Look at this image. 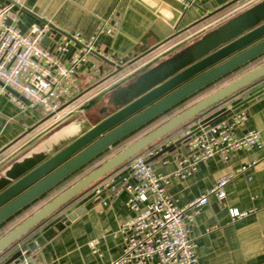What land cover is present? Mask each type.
Instances as JSON below:
<instances>
[{"label":"crops","instance_id":"crops-1","mask_svg":"<svg viewBox=\"0 0 264 264\" xmlns=\"http://www.w3.org/2000/svg\"><path fill=\"white\" fill-rule=\"evenodd\" d=\"M188 1H192V5L184 9L175 0H161L181 13L177 25L173 27L138 0H0V8L11 6L16 15L14 25L22 33H26L33 24L49 26L47 46H44L49 51H54L64 37L78 34L81 42H70L67 51L59 56L62 61L80 51L83 43L92 40L99 26L111 14H114V21L117 22L115 30L96 37L97 54H91L78 70L81 93L65 106L61 119L42 117L37 109L27 108L28 105L22 100L26 108H20L10 100L7 92H0V172L77 120L94 126L101 120L100 112L114 92L260 0H240L200 23L197 22L203 17L233 0ZM109 57L122 58V64L113 66L107 61ZM263 63L264 58L257 65ZM235 79L214 85L197 97L188 99L168 115L153 121L136 135L121 142L106 156L74 175L69 182L3 228L0 239L118 152ZM263 88L264 81L250 91L240 93L217 106L188 128L195 130L199 124L221 120L228 116L229 110L238 102L255 95ZM239 108H246L248 116L239 124L236 135L258 131L264 140V95ZM182 133H175L169 141L155 147L154 151L159 152L174 145L171 151L155 158L151 164L157 173L170 178L167 193L179 208L185 209L190 202L203 196L223 176H234L225 188L226 197L223 201L219 202L214 196H210L207 204L196 210L193 220L185 218L189 238L196 246L197 263L264 264V145L262 148L232 152L226 162L213 157L206 163L197 164L192 174L181 179L173 177L172 173L176 171L179 160L190 154L187 144L178 142ZM251 163H255V166L237 174L241 166ZM121 177L124 179L119 188L104 192L98 201L92 200L96 190H102L106 184ZM130 183H133V178L127 165L93 185L64 211L36 228L34 234L27 239L28 242L51 228L66 214L85 204L86 210L82 215L72 222H66L62 230L32 253L31 264H107L117 259L122 254L124 242L122 236L116 233L122 223L136 215V212L125 206L127 194L121 189L122 185ZM231 209L252 211V214L241 220H232ZM192 213V210L186 211V216ZM89 242H96L97 254L89 248ZM11 254L12 252L0 256V264H6ZM10 264L27 263L19 261Z\"/></svg>","mask_w":264,"mask_h":264},{"label":"water","instance_id":"water-1","mask_svg":"<svg viewBox=\"0 0 264 264\" xmlns=\"http://www.w3.org/2000/svg\"><path fill=\"white\" fill-rule=\"evenodd\" d=\"M138 1L173 27L181 17L180 12L161 0ZM239 1L233 0L197 23ZM47 39L44 38L43 46H47ZM263 58L264 0H260L114 92L100 112L101 120L94 126L77 120L1 171L0 231L69 182L74 175L106 156L121 142L136 135L153 121L168 115L174 108L212 86L236 78L118 152L3 236L0 239V255L12 252L6 264L19 261L31 264L32 253L62 230L66 222H72L82 215L86 210L85 204L66 214L34 240L22 242L21 239L115 169L221 101L263 82L264 63L257 65ZM11 93L18 97L16 93ZM263 95L264 88L238 102L229 112ZM178 142L184 143L185 139L181 138ZM173 147L171 144L157 152L146 160L147 163L152 164L155 158L171 151ZM123 179L121 177L111 182L95 194L92 200H100L104 192L113 186H120Z\"/></svg>","mask_w":264,"mask_h":264},{"label":"built area","instance_id":"built-area-1","mask_svg":"<svg viewBox=\"0 0 264 264\" xmlns=\"http://www.w3.org/2000/svg\"><path fill=\"white\" fill-rule=\"evenodd\" d=\"M175 1L184 9L192 5L188 0ZM114 18L111 14L99 26L92 40L83 43L80 51L62 61L59 56L67 51L69 43L81 42L78 34L64 37L54 51H49L42 44L49 33L47 24H33L26 33H22L14 25L16 15L11 6L0 8V92H7L10 100L20 108L26 107L19 97L28 101L27 108L37 109L42 117L61 119L65 106L81 93L78 70L91 54H97L96 37L115 30L117 22ZM122 60L107 58L115 67L122 64ZM247 116L248 110L239 108L219 121L205 122L195 130H185L181 138L185 139L190 154L179 160L172 176L185 179L195 171L197 164L206 163L213 157L226 162L232 152L262 148L264 140L258 131L236 135V129ZM156 153L136 158L129 165L133 183L124 184L121 189L127 194L125 206L136 215L120 225L116 234L123 238V251L107 264H198L196 246L189 238L185 218L193 220L196 210L205 206L210 196L223 201L225 188L234 176H223L203 196L190 202L185 209L179 208L167 193L170 178L157 173L146 161ZM253 166L255 163L241 166L237 174ZM120 186L109 190L115 191ZM99 192L96 190V194ZM190 210L193 213L186 216V211ZM229 211L232 220H241L252 214V211ZM96 245V242L88 244L94 254L98 253Z\"/></svg>","mask_w":264,"mask_h":264},{"label":"trees","instance_id":"trees-1","mask_svg":"<svg viewBox=\"0 0 264 264\" xmlns=\"http://www.w3.org/2000/svg\"><path fill=\"white\" fill-rule=\"evenodd\" d=\"M262 81H263V80H262ZM256 85H257V84H255V86H256ZM255 86H253V87H255ZM253 87L250 86V87H247V88H245V89L239 91L237 94L231 96L230 98H227V99L221 101V103H219V104H217V105L211 107L210 109L204 111V113H202L201 115H199V116H197V117H195V118L189 120L186 124L182 125L180 128H178L177 130L173 131V132H172L170 135H168L167 137H165V138H163V139H161V140L155 142L153 146H151V147H149L148 149L142 151L140 154L136 155V156L133 157L131 160H129V161L126 162L125 164H123V165H121L120 167H118L117 169H115L112 173H110L109 175H107L106 178L109 177V176H111V175H113V174H115V173H116L118 170H120L122 167L127 166V165H130V163H131L132 160H134V159H136V158H139V157H142V156H146L148 153L154 151L155 147L160 146L161 144L165 143L166 141H169V140L171 139V136L174 135L175 133H178V132H184L185 129H188V127H190V124H191V123L197 121L199 118L203 117V116H204L205 114H207L208 112H210V111L216 109L217 106H220L222 103H225L226 101L235 98V97L238 96V94H240V93L250 91V89H252ZM78 197H79V196H78ZM78 197H76L74 200H72L70 203H68V204H67L66 206H64L63 208L59 209V210H58L56 213H54L51 217H53V216L59 214L60 212L64 211L68 206H70V204H72L76 199H78ZM51 217H50V218H51ZM37 228H38V227H37ZM39 228H40V226H39ZM34 232H35V230H34V231H31L30 233H28L27 236H25L24 238L21 239V241H22V242H26L27 239H28L29 237H31V236L34 234ZM8 253H11V251H9ZM3 254H7V252H6V253H3ZM3 254H1L0 256H2Z\"/></svg>","mask_w":264,"mask_h":264}]
</instances>
